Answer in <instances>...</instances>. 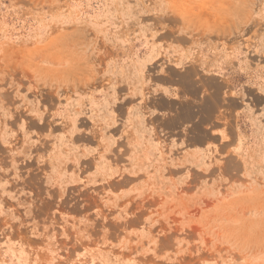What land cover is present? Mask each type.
<instances>
[{"label":"rangeland","instance_id":"rangeland-1","mask_svg":"<svg viewBox=\"0 0 264 264\" xmlns=\"http://www.w3.org/2000/svg\"><path fill=\"white\" fill-rule=\"evenodd\" d=\"M0 264H264V0H0Z\"/></svg>","mask_w":264,"mask_h":264}]
</instances>
